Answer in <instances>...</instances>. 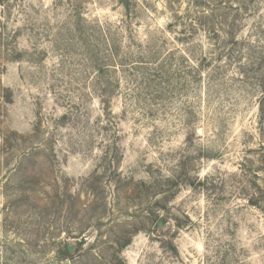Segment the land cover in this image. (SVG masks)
<instances>
[{
  "label": "rangeland",
  "instance_id": "rangeland-1",
  "mask_svg": "<svg viewBox=\"0 0 264 264\" xmlns=\"http://www.w3.org/2000/svg\"><path fill=\"white\" fill-rule=\"evenodd\" d=\"M264 0H0V264H264Z\"/></svg>",
  "mask_w": 264,
  "mask_h": 264
},
{
  "label": "trees",
  "instance_id": "trees-1",
  "mask_svg": "<svg viewBox=\"0 0 264 264\" xmlns=\"http://www.w3.org/2000/svg\"><path fill=\"white\" fill-rule=\"evenodd\" d=\"M260 114H261V117H263L262 119H264V105L262 106V104L260 107Z\"/></svg>",
  "mask_w": 264,
  "mask_h": 264
}]
</instances>
